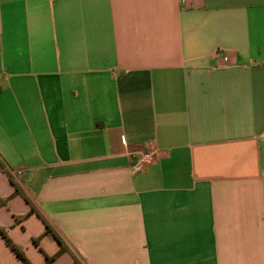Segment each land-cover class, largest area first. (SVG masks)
<instances>
[{"label":"crops","instance_id":"1","mask_svg":"<svg viewBox=\"0 0 264 264\" xmlns=\"http://www.w3.org/2000/svg\"><path fill=\"white\" fill-rule=\"evenodd\" d=\"M0 158L52 264H264V0H0Z\"/></svg>","mask_w":264,"mask_h":264},{"label":"trees","instance_id":"2","mask_svg":"<svg viewBox=\"0 0 264 264\" xmlns=\"http://www.w3.org/2000/svg\"><path fill=\"white\" fill-rule=\"evenodd\" d=\"M0 169L4 170L11 178L13 184L15 185V190L13 195L16 194H21L23 195L26 200L30 203L31 205V210L29 212V214H34L36 213L45 223V231L37 237H33L32 241L35 245L39 246L40 249L42 250V252L45 254L46 256V260L44 262V264H52L57 257L64 251H71L70 248L68 247V245H66L63 237L60 235V233L53 227V225L46 220V218L38 211V209L35 207V205L33 204V202L29 199V197L26 195V193L23 191V189L21 188V186L19 185V183L17 181H15V179L13 178L11 172L9 170H7L4 167V164L0 158ZM12 195V196H13ZM8 201V199H2V203H6ZM24 217L21 218H17V221H21L23 220ZM0 234L2 235V237L4 238V240L6 241V243L10 246V248L15 252V254L18 256V258L22 261L23 264H34V262H32V260L27 256L25 250L23 249L22 246H20L10 235L8 229L4 226H2L0 224ZM46 235H50L52 236L54 239H56L59 243H60V250L58 253L54 254V255H49L47 254L43 248L40 245L41 239L46 236ZM71 253L73 254L76 262L78 261V258L76 257V255L71 251Z\"/></svg>","mask_w":264,"mask_h":264},{"label":"built area","instance_id":"3","mask_svg":"<svg viewBox=\"0 0 264 264\" xmlns=\"http://www.w3.org/2000/svg\"><path fill=\"white\" fill-rule=\"evenodd\" d=\"M225 60H228V56L224 55L223 57ZM152 154L151 153H145L135 164L136 169H142L145 164L147 163L148 160L152 159Z\"/></svg>","mask_w":264,"mask_h":264},{"label":"rangeland","instance_id":"4","mask_svg":"<svg viewBox=\"0 0 264 264\" xmlns=\"http://www.w3.org/2000/svg\"><path fill=\"white\" fill-rule=\"evenodd\" d=\"M25 250V252H26V254H27V256L32 260V262H34L33 260L36 258V254L34 253V251H32V250H30L29 252L26 250V249H24ZM35 252H36V250H35ZM37 253V252H36ZM39 254V253H38Z\"/></svg>","mask_w":264,"mask_h":264}]
</instances>
